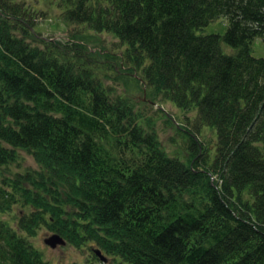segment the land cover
I'll list each match as a JSON object with an SVG mask.
<instances>
[{"label":"trees","instance_id":"obj_1","mask_svg":"<svg viewBox=\"0 0 264 264\" xmlns=\"http://www.w3.org/2000/svg\"><path fill=\"white\" fill-rule=\"evenodd\" d=\"M58 4L66 23L120 44L45 36L46 12L0 0V264H53L33 242L42 228L88 264H103L96 249L114 264H264V57L252 52L264 0ZM222 16L224 35L197 32ZM105 58L142 83V105L105 82ZM161 101L186 111L182 157L149 113L173 119ZM24 154L38 168L13 172Z\"/></svg>","mask_w":264,"mask_h":264},{"label":"rangeland","instance_id":"obj_2","mask_svg":"<svg viewBox=\"0 0 264 264\" xmlns=\"http://www.w3.org/2000/svg\"><path fill=\"white\" fill-rule=\"evenodd\" d=\"M24 1L29 5L34 11L46 12L44 15H40L37 21L36 29L45 36H52L57 38L68 37L71 33L78 34V31H82L85 35V39L90 43L92 47L99 48H109L118 49L120 40H118L111 33H96L95 31L85 29L84 26L79 24L66 23L61 19V11L58 7V0H18ZM82 25V24H81ZM228 28V21L225 16H222L208 25L197 29L198 33L209 34L218 33L224 35ZM223 48L226 52H233L234 47L230 46L226 42H223ZM252 52L256 56L264 57V40L262 38L256 39L253 43ZM106 58L101 61L103 69L101 68V76L104 78L105 82L113 85L118 93H125L132 97V99L139 105H142V100H145V92L142 89L141 84L135 78V75L131 71L115 72L110 68L109 62H105ZM118 67V65H117ZM159 105L167 112L172 113L171 119L163 113H158L155 108L150 109L149 112L155 118V126L161 140L165 147L171 153H177L181 156L186 154V149L188 147V139L185 138L184 134L177 128L175 123H180L184 121L187 117L186 111L178 107L173 102L161 101ZM191 120H193L194 112H189ZM171 116V115H170ZM176 121V122H175ZM178 121V122H177ZM190 124V123H189ZM187 124L188 126H190ZM183 125V124H182ZM186 125V123H184ZM201 138L210 153L211 159L214 157L217 145V131L216 127L206 125L201 129ZM23 154V153H22ZM24 159H22L21 166L12 165L11 170L13 172L22 171L25 167L38 168V164L34 159L28 155L24 154ZM182 157V156H181ZM3 217L10 219L9 215L3 214ZM47 228H42L39 230L37 235L33 238L35 246H37L44 255V258L51 261L53 264H88V259H92L91 252L81 250L69 243L65 245H58L53 248L45 243V238L52 235ZM102 263V262H101ZM100 264V263H99ZM103 264H114L112 260L108 259L106 263Z\"/></svg>","mask_w":264,"mask_h":264},{"label":"water","instance_id":"obj_3","mask_svg":"<svg viewBox=\"0 0 264 264\" xmlns=\"http://www.w3.org/2000/svg\"><path fill=\"white\" fill-rule=\"evenodd\" d=\"M45 242L50 245L51 247L55 248L59 244H66V240L58 233H54L49 237L45 238ZM96 253L101 257L102 260L106 261L107 257L101 252V250L97 249Z\"/></svg>","mask_w":264,"mask_h":264}]
</instances>
